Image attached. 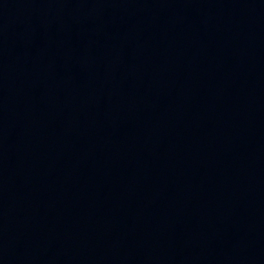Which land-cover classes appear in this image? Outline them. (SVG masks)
Listing matches in <instances>:
<instances>
[{
  "label": "water",
  "instance_id": "1",
  "mask_svg": "<svg viewBox=\"0 0 264 264\" xmlns=\"http://www.w3.org/2000/svg\"><path fill=\"white\" fill-rule=\"evenodd\" d=\"M0 264H264V0H0Z\"/></svg>",
  "mask_w": 264,
  "mask_h": 264
}]
</instances>
